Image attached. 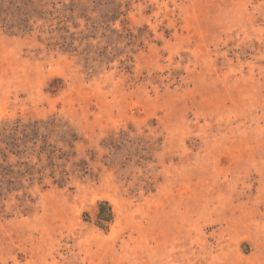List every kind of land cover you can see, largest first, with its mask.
Returning <instances> with one entry per match:
<instances>
[{"label": "rangeland", "instance_id": "374dc122", "mask_svg": "<svg viewBox=\"0 0 264 264\" xmlns=\"http://www.w3.org/2000/svg\"><path fill=\"white\" fill-rule=\"evenodd\" d=\"M51 119L68 176L0 138V264H264V0H0V127Z\"/></svg>", "mask_w": 264, "mask_h": 264}, {"label": "trees", "instance_id": "16d2710c", "mask_svg": "<svg viewBox=\"0 0 264 264\" xmlns=\"http://www.w3.org/2000/svg\"><path fill=\"white\" fill-rule=\"evenodd\" d=\"M40 133L45 135L41 136ZM56 136L59 138V143L69 151H63L57 149L55 145L48 143L50 137ZM0 138L6 144V147L10 149V154L14 156H20L29 152L35 154L37 163H41V159H44V165H42L35 175H42L49 169V176H68L64 172L63 165L59 167L55 165L56 162L64 161L68 162V158L73 157V145L76 143V136L69 130V128L61 124L55 119L48 120L47 122L35 121L27 124H21L20 121H16L12 124H2L0 127ZM39 144V146H37ZM29 156V155H28ZM25 167L23 174L16 173V176H33V166L28 167L26 164H22ZM84 167V165H81ZM80 167V166H78ZM11 166L6 168L0 167V176H10L13 173L9 170ZM61 169V171H58ZM80 172L85 174V169L81 168ZM100 222L110 221V211L106 209L104 213L100 212L98 216Z\"/></svg>", "mask_w": 264, "mask_h": 264}]
</instances>
